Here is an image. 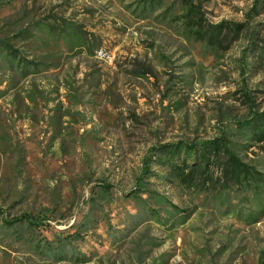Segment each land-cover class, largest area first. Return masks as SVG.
<instances>
[{"label":"rangeland","instance_id":"1","mask_svg":"<svg viewBox=\"0 0 264 264\" xmlns=\"http://www.w3.org/2000/svg\"><path fill=\"white\" fill-rule=\"evenodd\" d=\"M0 264H264V0H0Z\"/></svg>","mask_w":264,"mask_h":264},{"label":"trees","instance_id":"2","mask_svg":"<svg viewBox=\"0 0 264 264\" xmlns=\"http://www.w3.org/2000/svg\"><path fill=\"white\" fill-rule=\"evenodd\" d=\"M210 145H211L210 147H211L212 149L215 150V149L218 148V141H214V142L212 141V142H210ZM189 148L193 149L194 147L191 146V147H189ZM225 150H226L227 155L229 156L232 171H233L234 173L240 175V174L242 173V170H243V165H241L240 162L237 161V159L234 158V157L231 155V153L229 152L228 149H225ZM199 158H200L201 160H203L204 162H207V160L209 159L208 155H206L205 153L201 154V156H200ZM147 172H148V169L145 170L144 175H145ZM18 220H22V219H15L14 221H18ZM25 221H26V222H30V221H28L27 219H26Z\"/></svg>","mask_w":264,"mask_h":264}]
</instances>
